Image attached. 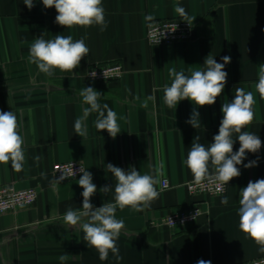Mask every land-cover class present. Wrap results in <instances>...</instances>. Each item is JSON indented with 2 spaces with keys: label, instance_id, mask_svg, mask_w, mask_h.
<instances>
[{
  "label": "crops",
  "instance_id": "0c3cea01",
  "mask_svg": "<svg viewBox=\"0 0 264 264\" xmlns=\"http://www.w3.org/2000/svg\"><path fill=\"white\" fill-rule=\"evenodd\" d=\"M34 5L29 10L23 0H0V111L15 113L25 153L19 172L10 162L0 164V185L37 191L31 207L0 215V264H240L264 256L239 229L238 216L240 190L249 181L264 179V99L255 87L264 65V0H102L105 31L98 25L68 29L55 22V8H44L42 0H34ZM177 6L185 8L193 23L191 38L148 43V25L181 18ZM57 34L85 38L90 52L73 72L57 69L48 76L29 63V48L36 38L54 39ZM209 54L218 63L224 56L231 58L224 68L228 76L223 93L211 106L196 108L183 100L169 109L163 96L174 79L170 70L190 75L203 69ZM114 61L125 70L120 80L95 83L87 77L91 65ZM85 87L98 91V102L117 113L121 132L115 138L96 130L97 113L84 118V108L90 107L80 95ZM236 88L253 92L254 120L244 130L260 137L261 149L246 153L237 165L241 175L228 182L223 194L192 198L184 187L193 179L184 163L187 153L197 136L206 147L213 142L222 105L234 99ZM194 108L199 128L186 122ZM77 118L87 128L83 137L74 131ZM233 138L235 152L240 145ZM253 160L256 166H243ZM65 161H80L92 173L97 186L90 201L94 208L114 202L116 180L108 163L153 175L162 165L159 197L150 207L140 212L117 208L116 219L124 222L116 241L122 260L110 252L101 261L84 241L80 223H64L67 209H80L83 202L80 177L60 183L52 178V164ZM162 179L168 188L161 189ZM105 185L113 188L106 195L100 191ZM224 196L226 206L220 203ZM194 201L203 203L194 223L175 228L160 224L164 216Z\"/></svg>",
  "mask_w": 264,
  "mask_h": 264
},
{
  "label": "clouds",
  "instance_id": "9594fccd",
  "mask_svg": "<svg viewBox=\"0 0 264 264\" xmlns=\"http://www.w3.org/2000/svg\"><path fill=\"white\" fill-rule=\"evenodd\" d=\"M23 2L29 10L35 6L34 0H23ZM42 4L46 9L55 8L57 12L55 22L68 29L93 25H98L101 31L107 28L102 0H42ZM175 11L181 20L190 25V17L184 7L177 6ZM159 36L161 39L160 33ZM89 52L85 38L74 40L72 35L61 34H57L54 39H45L41 36L31 43L28 60L29 63L35 64L40 72L52 76L57 69L65 73L73 72ZM222 59L223 63H218L209 54L203 69L191 71L190 75L171 69L169 75L174 79L164 88L163 101L166 106L169 109L177 108L178 103L183 100H189L196 108L214 105L217 97L224 91L228 76L224 68L231 61L230 56H224ZM260 67L261 71L255 87L260 97L264 99V65ZM80 95L83 102L90 106L84 108V118L92 112L97 113L94 121L96 130L98 132L106 130L112 138H115L121 132L117 113L109 105H101L98 102L101 94L92 87H85ZM254 103L253 92L236 88L234 99L222 105L223 118L213 142L206 147L199 142V136L194 139L184 163L190 170L195 185H201L207 180L216 183L217 191L222 192L223 185L241 175L237 165L243 163L246 153H257L261 149L260 137L244 130L254 120ZM144 106H147L146 102ZM186 122L194 128L201 126L199 112L195 108ZM18 129L15 113L0 111V164L10 162L11 167L17 172L22 170L25 160L23 138ZM74 131L80 137L87 134L82 118L75 120ZM234 136L238 138L240 145L235 152L233 151ZM256 164L257 161L253 160L243 166L251 168ZM161 169L162 165L155 170V175L141 174L134 167L125 171L108 163L107 170L116 180L114 202H104L102 206L94 208L90 201L97 192V186L93 183L92 173L80 167L79 172L82 175L78 185L83 189L82 208L67 209L63 216L64 223L70 226L80 223L84 241L88 247L97 250L101 261L107 260L110 252L117 261L122 260L116 241L124 228V222L116 219L117 208L123 210L128 207L140 212L150 207L159 197L156 185L159 183ZM75 174L74 171L67 175L62 173L56 182ZM112 190V186L109 185L100 189L105 195ZM239 195V229L260 246L261 252H264V179L249 181L247 186L240 190ZM228 202L227 196L222 197L220 201L225 206ZM65 258L61 257L62 260ZM197 264H211V262L199 260Z\"/></svg>",
  "mask_w": 264,
  "mask_h": 264
},
{
  "label": "built area",
  "instance_id": "2783aa9c",
  "mask_svg": "<svg viewBox=\"0 0 264 264\" xmlns=\"http://www.w3.org/2000/svg\"><path fill=\"white\" fill-rule=\"evenodd\" d=\"M161 35V39L159 36ZM193 33V23L190 25L181 20L166 19L150 23L146 30V39L152 45L171 44L176 42H184L191 38ZM160 39V41H159ZM159 41V43H158ZM124 67L120 62L114 61L109 63L91 65L86 72L87 77L95 83H108L111 81H118L124 75ZM85 166L80 161H65L56 162L51 166V175L56 182L63 174L67 175L71 172L76 174L72 177L65 178L60 182L69 181L79 178L82 173L79 168ZM57 182V183H60ZM169 187L168 181L162 179L161 189ZM184 187L190 197H201L206 195L223 194L226 191V185H223V191H217V184L205 181L201 185H195L193 179L186 181ZM37 198V191L33 187L25 189H16L12 185H0V215L6 212H15L19 209L31 207ZM203 212V203L201 201H194L191 204L176 209L160 220V224L169 228L184 227L195 222V220ZM240 264H264V256L254 258L252 260Z\"/></svg>",
  "mask_w": 264,
  "mask_h": 264
}]
</instances>
